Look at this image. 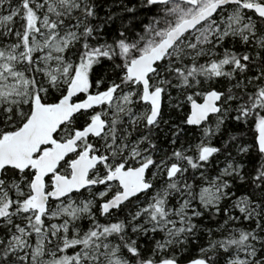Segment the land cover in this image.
I'll return each instance as SVG.
<instances>
[{
    "label": "snow or ice",
    "instance_id": "1",
    "mask_svg": "<svg viewBox=\"0 0 264 264\" xmlns=\"http://www.w3.org/2000/svg\"><path fill=\"white\" fill-rule=\"evenodd\" d=\"M0 264H264V0H0Z\"/></svg>",
    "mask_w": 264,
    "mask_h": 264
}]
</instances>
